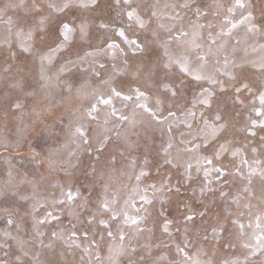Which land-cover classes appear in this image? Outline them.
Wrapping results in <instances>:
<instances>
[{"label":"rangeland","instance_id":"374dc122","mask_svg":"<svg viewBox=\"0 0 264 264\" xmlns=\"http://www.w3.org/2000/svg\"><path fill=\"white\" fill-rule=\"evenodd\" d=\"M63 2L0 0V9L5 12L0 17V264H97V255L99 264H109V246L118 242L121 229L132 237L131 241L125 239V245L130 244L136 251L118 257V264H178L184 261V256L178 254L177 245L184 247L185 239L187 264L193 261L264 264V251L257 250L252 255L251 249L244 247L246 243L255 244L254 234H260L255 225L257 215L264 213V180L257 174L249 184L247 179L235 175L239 158L231 155L240 148L249 163L254 159L264 162V127L260 124L264 116L256 115V109L260 108L258 94L264 90V69L259 66L264 58V49L259 47L264 44V36L247 33L244 26L233 31L228 38L231 63L227 71L235 79L218 75L224 82L221 90L207 81L194 80L181 72L177 64L163 66L167 58L161 41L169 33L161 25L180 27L179 22L168 19L173 14L168 5H178L184 0H131V8L146 21L143 29L135 19L128 20L126 12L130 8L123 0L119 5L116 0H96L87 7L80 6L81 0H67L70 6L63 12H53L48 7L49 3ZM188 2L189 8L175 9L183 26L212 23L216 25L212 29L215 32L223 16V13L220 17L213 15L215 6L227 8L233 0ZM83 3L88 4V0ZM244 3L246 11L252 12L253 23L264 25V0H244ZM197 7L206 13L199 21L195 16ZM9 18L11 25L6 23ZM63 22L73 26L72 39L50 53L59 43L55 31ZM81 24L85 25L83 36ZM101 24L106 27H100ZM118 28L124 29L129 38H137L143 50L133 52L116 36ZM18 31L23 35L17 37ZM208 31L207 28L202 31L205 46ZM29 32L31 39L27 38ZM112 41L119 44L122 53L107 49ZM22 43L29 51L23 50ZM168 50L173 55L182 51L175 43ZM90 52L94 55H87ZM45 54L52 55L51 63L44 65V74L50 78L47 87L41 80L40 57ZM219 60L222 66L223 56ZM197 63L193 56L192 67ZM214 65L216 60L209 59L207 70L211 71ZM244 83L252 93L245 89L236 92ZM112 87L132 95L133 101L113 97L112 105L100 106L97 118L88 119L85 110L94 96L103 93L107 97ZM203 87L213 91L209 105L197 103L193 108L194 100L203 99L199 95ZM135 88L148 95L147 103L158 116L166 117L172 111L176 117H169L163 125L157 124L135 107ZM157 99L161 101L158 108ZM17 104L19 108L15 107ZM113 107L118 115L127 116L128 121L109 116L105 123V113ZM189 109L196 113L194 118L187 117L191 129L180 122L186 119ZM217 114L222 116L219 123L225 124L226 129L213 139L211 128H205L203 121L208 119L211 125ZM253 120L257 121L255 128L251 126ZM77 123L85 125L88 145L82 144L79 137L73 142L72 132ZM249 130L255 135H250ZM203 133L208 134L207 146ZM194 136L200 147L186 151ZM101 141L103 147L98 152ZM169 143L172 147L166 154L164 149ZM225 143L227 151L215 159L219 145ZM201 156L212 157L214 166L223 167L228 175L218 182L212 172L206 181L204 168L208 166L202 163L200 171L196 167ZM167 160L172 163H166ZM141 170L147 175L137 182L135 177ZM208 181L213 191L202 193ZM149 185L164 187L154 193ZM69 187L78 190L79 197L71 204L54 203L64 198L61 189L66 192ZM105 187L108 198L115 199L112 207L117 212L126 211L130 216H142L143 220L138 225H126L123 215L112 220L110 213L98 212ZM134 187L139 194L129 200ZM221 191L228 195L222 197ZM140 195H146L150 203L145 204ZM48 212L58 219L49 217L45 223L37 224ZM187 215H192L193 220L186 221ZM91 216H95V222L89 224ZM101 219L108 221V228L100 225ZM165 220L171 221L168 232L163 229ZM240 224L245 226L243 235ZM73 231L75 244L69 239ZM108 231L114 233L115 240L107 235ZM84 232L88 233L87 238Z\"/></svg>","mask_w":264,"mask_h":264},{"label":"snow or ice","instance_id":"6c2138e0","mask_svg":"<svg viewBox=\"0 0 264 264\" xmlns=\"http://www.w3.org/2000/svg\"><path fill=\"white\" fill-rule=\"evenodd\" d=\"M96 0H88V4L83 3V0H81L80 6L81 7H87L89 4L94 5ZM117 5L120 4V0H116ZM124 5L129 6L130 10L126 12V15L128 17V20L131 21L133 19L136 20L137 24L141 29L145 28L146 21L141 19V17L137 14V10L135 8H131V0H123ZM70 5L65 0V2L61 4H55V3H49L48 7L53 12H63L66 8H68ZM191 5L188 2V0H184L183 3L168 5V7L172 8L173 14L168 16V19L179 22L180 27L177 28L176 24L170 25L165 27V25H161V28H164L166 32L169 33L167 39L161 41V46L164 48V55L167 58V62L164 63V68L170 67L172 64H177L180 67V71L191 75L194 80L197 81H207L209 85L213 86H219L221 90L224 88V82L219 80L217 77L218 75L227 76L229 79H235V77L232 75L230 71H227V69L230 67V60L227 52V45H228V38H230L233 34V31L238 29L240 26H244L247 30V33L256 35L259 34L260 36H264V25L257 26L255 23H253V15L251 11H246L247 5L244 3V0H233V3L225 8L221 4H217L216 11L213 13L214 16H221V13H223L222 18L220 19L218 30L215 32L212 31V29L216 28V25H213L212 23H208L207 25L201 24L198 22L190 23L188 28H185L182 23V17L179 12H176L175 9L178 7L180 9L189 8ZM6 7H17V5H6ZM237 10L239 11V18H237ZM5 14L3 9H0V17H2ZM153 16H156L157 13L153 11ZM206 15V13L202 12L199 7L195 9V16L196 20L199 21L200 17ZM9 25H11L12 20L11 18L8 19L6 22ZM44 19L42 18L40 21V24L43 25ZM100 27H106V25L101 24ZM209 29L207 38H206V46H205V38L202 35L203 29ZM9 34H11V28L8 29ZM85 31V25H80V32L81 36L84 35ZM74 32L73 26L68 22L61 23L56 31H55V40L59 41V43L56 44V47L50 50V53H55L62 47H64L65 44H67L72 39V34ZM116 36L120 37L125 44L129 46V48L135 52L137 50L142 51L143 45L138 41L137 38H129L126 34L124 29L118 28L115 30ZM17 37H20L23 35L21 31H18L16 33ZM155 35V33H154ZM27 38L31 39V32L27 34ZM175 43L178 48L182 49L178 54L173 55L169 52V45ZM24 51H29V47L25 46L23 43L21 44ZM261 49H264V44H261L259 46ZM108 50H120L121 53L123 52L122 49H120L119 44L115 43L114 41L107 44ZM87 55L91 56L94 55V53H87ZM195 58V60L198 62L197 66L195 68L192 67V58ZM220 56H223V64L220 66ZM214 58L216 60V65L213 66V69L211 71L207 70L208 67V61L209 59ZM52 55L51 54H45L40 57L41 61V80L45 81L44 86H48L49 77L44 74V65L45 62L51 63ZM262 69H264V58H262V61L259 65ZM101 68L104 67V65H100ZM7 71V69H5ZM60 71H64L63 68L60 69ZM99 75V73H96ZM104 83H107L105 81ZM165 88H168V85H164ZM242 89L247 90L249 93H252V89L249 87L247 83L241 84L240 87H237L235 90L237 93H240ZM133 92L135 93V107L137 109H141L143 113H146L153 121H155L157 124L163 125L166 120H168L169 117H176V113L169 111L166 117H160L157 115L156 110H154L152 107H150L147 103L149 100L148 95L142 91L140 88L133 89ZM175 95V93H173ZM203 99L194 100L193 101V108H195L197 103L203 104V105H209V99L213 95V91L210 90V88L203 87L200 90V94ZM255 95V94H254ZM113 97L121 98L123 101H133L132 95H127L122 93L121 91L117 90V88L112 87L111 88V95L105 96L103 93L97 94L94 96V101L90 103V106L85 110V115L88 119H96V113L100 110V106L108 107L112 105L113 103ZM258 99L260 103V108L256 109V115L257 116H264V90L259 91ZM161 104V101L159 99L156 100V106L157 108ZM16 108H19L20 105H15ZM201 115H203L201 113ZM106 119L105 123H107V117L109 116H115L117 119L121 121H128V117L124 115H118L117 110L113 107L111 112L105 113ZM186 119L181 120V123H185L186 126L191 129L192 124L187 121V117H195L196 113L189 109L185 113ZM222 120V116L217 114L215 116V119L213 123L210 125L208 119H204L203 123L205 128H211V137L215 139L218 133H221L226 129V125L223 123H219ZM257 124V121L253 120L251 123L252 128H255ZM260 124L262 127H264V120L260 121ZM85 125L83 123H77L74 131L72 132L73 136V142H76V137L80 138V141L84 145H88L90 143L89 139L86 136V133L84 131ZM172 125H168V131L171 132ZM203 132V130H201ZM204 134L205 139V146H207L208 141V134ZM250 135H255V132L249 130ZM197 138L194 136L192 141H189L190 147H187L185 150L192 152L195 149H198L200 145L198 143H195V140ZM264 139V137H262ZM104 140H107V137L104 138ZM104 141H101V147L97 148L96 151H101L103 147ZM80 145L77 144V147ZM172 147V144L169 143L167 147L164 149V152L167 154L168 149ZM91 151V149H89ZM227 151V144H220L219 148L215 152V159H219L221 154L223 152ZM253 154L256 153V149H252ZM231 155L233 157L239 158V165L236 167L235 175L241 176V178H245L248 180V183H252V177L259 174L261 179L264 180V162L260 160H252L251 163L245 158H243L241 149L236 148L231 152ZM115 162V158H113V163ZM134 163V161H133ZM147 163V161H145ZM166 163L171 164V160H167ZM206 164L208 167L204 168V177L207 181L209 174L212 172L216 173V180L219 182L221 181L228 173L225 171L223 167H216L213 164V158L207 157V156H201L197 159L196 167L197 171H200V165ZM192 167V164H188V168L190 169ZM243 169V171H242ZM246 173V174H245ZM147 173L143 170L140 171L138 175H136L135 179L137 182L140 181L142 176H146ZM211 181H208V183L205 184V187L201 189V192L203 193L205 190L211 192L213 191L212 188L208 187V184H210ZM149 187L153 188L154 193L162 191L164 185H161V188L157 189L155 185H149ZM179 189H177L178 191ZM107 187L104 188V196L101 198V200L98 203V212L102 213H110L111 219L116 220L120 215H123V223L124 224H131V225H138L140 221L143 220L142 216H130L126 211L123 212H117L112 205L115 204V199H109L107 196ZM146 191V189H145ZM244 191H248V188L246 187ZM139 194V190L137 188L132 189V195L129 197V200H132L135 195ZM80 193L79 191H73L71 187L68 188V190L65 192L63 188L61 189V196L64 197L63 199H58L54 201V203L57 204H64L69 203L71 204L74 200H76L79 197ZM220 195L222 197L227 196L228 194L226 192L221 191ZM140 199L145 203H150L146 195H140ZM129 200L125 201V204L127 205L129 203ZM132 207H135L134 203L132 204ZM247 207V205H246ZM139 211V210H138ZM201 215H204V213H201ZM51 217L52 219H58V217L54 216L52 212H48L47 215L44 217V219L36 221L37 224H43L45 223L48 218ZM192 215L185 216L186 221L193 220ZM95 222V216H91L88 218V223L92 224ZM9 223H12L11 220H9ZM100 225L104 228H108L109 224L107 220L101 219L99 221ZM171 223V221L165 220L163 229L165 232H168V226ZM233 223H237V221H233ZM244 225L240 224L239 228L241 230V235H243ZM255 227L260 230V234H254V240L255 244L246 243L244 244L245 248L251 249V254L254 255L257 250L264 251V213L257 215L256 217V225ZM73 228H75V225H73ZM140 230V229H138ZM213 232H216V229H213ZM54 236L57 234L54 233ZM88 233L84 232L85 238H87ZM107 235L110 238H113L115 240L114 233L112 231H108ZM76 236V232L73 231L70 234L69 239H72ZM128 239L131 241L132 237L127 236V234L121 229L119 230V236H118V242H116L114 245L109 246V257L108 261L109 264H118V257L126 254L127 251H131L132 253H135L136 249L134 247H131V245H125L124 241L125 239ZM72 243L75 244V240L72 239ZM71 246V245H70ZM76 247H79V244L75 245ZM188 247V241L185 239L184 241V247H180L177 245V252L178 254H183L184 261L178 262V264H187V261L189 259L186 248ZM85 253H88V248L84 249ZM247 259V258H246ZM97 264H99L100 257L97 255L96 257ZM144 257H140V261H143ZM139 264V262H137ZM192 264H200L199 261H193ZM207 264H211V261H208Z\"/></svg>","mask_w":264,"mask_h":264}]
</instances>
